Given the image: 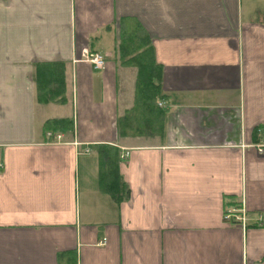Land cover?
Here are the masks:
<instances>
[{
  "label": "crops",
  "instance_id": "crops-1",
  "mask_svg": "<svg viewBox=\"0 0 264 264\" xmlns=\"http://www.w3.org/2000/svg\"><path fill=\"white\" fill-rule=\"evenodd\" d=\"M122 24L161 65L153 134L118 131L138 70ZM44 60L63 62V102L36 98ZM263 136L264 0H0V264H264ZM96 144L116 149L119 201Z\"/></svg>",
  "mask_w": 264,
  "mask_h": 264
},
{
  "label": "trees",
  "instance_id": "trees-1",
  "mask_svg": "<svg viewBox=\"0 0 264 264\" xmlns=\"http://www.w3.org/2000/svg\"><path fill=\"white\" fill-rule=\"evenodd\" d=\"M122 25L120 58L124 63L136 65L138 70L135 80V101L117 117L118 131L123 135L153 134L154 130L163 127L164 120V108L158 105V100L166 96L162 89L161 65L153 58L152 45L140 25ZM34 80L38 101H65L66 86L62 61H35ZM51 120L65 127L70 122L61 118ZM94 146L100 160L99 179L102 188L109 191L115 200L127 197V185L121 180L118 171L116 149L107 144Z\"/></svg>",
  "mask_w": 264,
  "mask_h": 264
},
{
  "label": "built area",
  "instance_id": "built-area-1",
  "mask_svg": "<svg viewBox=\"0 0 264 264\" xmlns=\"http://www.w3.org/2000/svg\"><path fill=\"white\" fill-rule=\"evenodd\" d=\"M81 55L84 59H87L90 62H92L95 67L102 68L105 65L106 53H101L98 51H90L87 48H83ZM47 136L48 137L51 136L53 138V140H61V137H62L61 133L53 132V131H48ZM255 146H256V150L259 153L264 152V136L258 142L255 143ZM88 149L89 148H87V147L83 148L84 151H88ZM128 153H129V151L125 150L120 154V157L125 158L126 156H128ZM238 212H240V214H238ZM224 217L226 219H231L233 217V218H235L237 220H241V222H243L245 220V213H244V210L237 211L236 213H235V211H229L228 210L227 212H225Z\"/></svg>",
  "mask_w": 264,
  "mask_h": 264
}]
</instances>
